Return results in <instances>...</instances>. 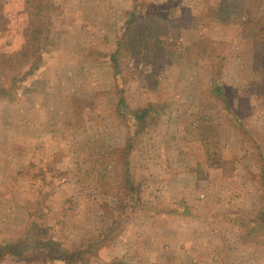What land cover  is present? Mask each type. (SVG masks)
<instances>
[{
	"label": "rangeland",
	"instance_id": "1",
	"mask_svg": "<svg viewBox=\"0 0 264 264\" xmlns=\"http://www.w3.org/2000/svg\"><path fill=\"white\" fill-rule=\"evenodd\" d=\"M213 3L172 0L180 28L156 69L115 53L132 0H0V241L37 224L73 250L113 226L91 264H264L263 232L243 240L239 225L264 182V62L251 47L264 0L226 21ZM35 8L46 33L21 57ZM149 103L135 135L119 113ZM126 168L131 194L117 189ZM0 264L61 263L31 250Z\"/></svg>",
	"mask_w": 264,
	"mask_h": 264
},
{
	"label": "trees",
	"instance_id": "2",
	"mask_svg": "<svg viewBox=\"0 0 264 264\" xmlns=\"http://www.w3.org/2000/svg\"><path fill=\"white\" fill-rule=\"evenodd\" d=\"M171 3L172 0H167L162 5L152 4L145 0H132L131 9L126 14L119 29L115 53L130 52L136 56L138 61L151 64L156 69L161 68L167 48L171 46V43H168V38L172 34L177 35L180 28L179 21L169 17V5ZM260 3L261 0H214V3L209 7V15L226 21L236 8H244L246 14L259 12ZM35 9V12L30 11L33 26L29 29L23 50L19 53L21 57H33L34 53L29 49L38 43L40 36L46 33V25L42 15H40L41 10ZM251 47L254 51L255 61L264 62V24L257 25L253 30ZM34 69V63L33 65L30 64L28 72L31 73ZM218 81H220L218 77L213 79L211 90L220 98L219 96L222 95L224 88L223 84L221 85ZM222 98L225 103L226 100L224 97ZM152 111L156 112L155 105L149 103L140 113L130 112L125 114L121 112L119 116L129 125L128 130L137 135L148 127L150 122L147 119ZM207 131H209L208 126L201 122L198 131L199 140L205 148L207 158L215 160L211 156L212 152H209L211 137L210 134H206ZM115 178L116 182L119 183L117 185L118 190H124L128 194L135 191L136 180L128 168L120 176L115 175ZM259 184L261 186V206L257 208L252 219L239 222V225L245 230L242 236L243 240L251 236L253 232H263L264 234V182ZM112 227L108 229L107 233L83 239L75 249L67 250L58 240L48 235L47 228L33 224L23 235L0 241V262L7 258H23L27 252L34 250L39 255L42 253L48 261H58L61 264H91L93 259H98L99 248L109 242ZM102 264L131 263L113 258L109 261H102Z\"/></svg>",
	"mask_w": 264,
	"mask_h": 264
}]
</instances>
